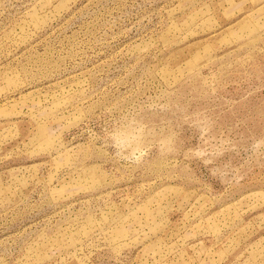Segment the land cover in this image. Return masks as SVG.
<instances>
[{
    "label": "rangeland",
    "instance_id": "rangeland-1",
    "mask_svg": "<svg viewBox=\"0 0 264 264\" xmlns=\"http://www.w3.org/2000/svg\"><path fill=\"white\" fill-rule=\"evenodd\" d=\"M0 264H264V0H0Z\"/></svg>",
    "mask_w": 264,
    "mask_h": 264
}]
</instances>
